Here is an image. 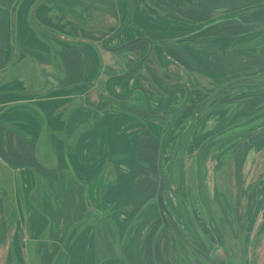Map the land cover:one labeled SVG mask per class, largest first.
I'll return each instance as SVG.
<instances>
[{
  "label": "crops",
  "instance_id": "1",
  "mask_svg": "<svg viewBox=\"0 0 264 264\" xmlns=\"http://www.w3.org/2000/svg\"><path fill=\"white\" fill-rule=\"evenodd\" d=\"M36 1L13 35L15 0H0V264H177L154 204L133 222L158 191L168 130L190 124L176 106L205 97L168 206L221 264H264V185L247 180L264 144V0H134L132 17L131 0H46L34 14ZM141 37L154 43L143 62ZM234 143L228 203L218 159ZM212 197L235 210L232 241L207 219Z\"/></svg>",
  "mask_w": 264,
  "mask_h": 264
},
{
  "label": "flooded vegetation",
  "instance_id": "2",
  "mask_svg": "<svg viewBox=\"0 0 264 264\" xmlns=\"http://www.w3.org/2000/svg\"><path fill=\"white\" fill-rule=\"evenodd\" d=\"M17 1H19V3H18V7H19V5L21 4V2L23 0H15L13 7ZM38 1L39 0H37V2L35 3V5L32 9L33 12H35V9L37 8V6L40 3H42L43 1H46V0H42L40 2H38ZM11 12H12V8H11ZM16 20H17V17H16ZM185 37H187V36H183L182 38L184 39ZM205 38H206V36L200 35L197 40L204 41ZM168 41L169 40H162V41H159L157 43H168ZM170 41H171V43H174V42H177L178 39H172ZM210 99H211V97H205L202 100H198V101L193 100L192 105L190 104V101L188 100L187 105L179 104L176 106V110L174 113V115L176 116L175 117L176 120L177 119H180V120L185 119V120H188L189 121L188 123H190V124H188L187 128H185L184 131L181 132L179 134V136H177V137H176L177 130L176 131L174 130L175 131L174 133L172 131V127L168 130V133L165 136L166 138L164 140L163 146L164 147L167 146L168 149L171 148V153L168 157L169 158L168 161L167 160L165 161V164H163V158H162L161 166H160L161 167V177H160L161 180H160L158 191H157L156 195L145 204L143 209L140 210L139 215L136 216V220L133 222L134 224H136L137 221H139L143 217V215L147 212L148 208L154 204L156 206L159 214H160V218H161V222H162L163 227H165L169 231L170 241H171L172 246H173V251H174V254L176 257L177 264H212L197 249L204 251L211 258H213L217 264H221L219 259L215 255H213L210 251H208L206 248H204L201 245V242H199L198 240L191 237L190 234L185 232V230L179 226L180 220L176 216L177 212H175L176 211L175 208H170L168 206V198L170 197L171 194H173V189L171 186V173H176V171H178V169L180 170L181 157H182V155H180V151L183 147L182 144L185 140V135H187L190 132V130L192 129V127L194 126V124L197 120L196 117H198L199 113L202 111L205 104L208 103V101ZM167 100L168 101L166 102V104L170 101V98H168ZM150 101H151V99L148 97L146 99V102L149 105H150ZM170 136L172 138L173 137H175V138L172 139V138H170ZM238 145H239L238 143H234L231 145L224 146V150H223L222 154L219 156L220 158L218 159V162H219L218 170L220 171L219 172L220 175L216 180V186L219 189H222V187H223L221 185V182H222V178L226 175L225 171L226 170L230 171V169H231V171L233 173L234 166L236 168L238 167V162L236 163L234 161V158L236 157V152H237L238 147H239ZM163 154H164V152H163ZM162 157H163V155H162ZM161 184H163V187H164L163 188L164 201H165V204H166L168 210L170 211V214L172 217V218H170L165 212L166 218H167L166 221L164 220V218L161 214V210H160V206H159V202H158V198H157ZM230 189H231V187H230ZM205 212L207 213L206 208H205ZM174 225L178 228L179 232L175 229ZM218 235L220 237H222L223 239H225V237L227 238L226 235H224L222 232L220 233L219 231L216 233V236H218Z\"/></svg>",
  "mask_w": 264,
  "mask_h": 264
},
{
  "label": "rangeland",
  "instance_id": "3",
  "mask_svg": "<svg viewBox=\"0 0 264 264\" xmlns=\"http://www.w3.org/2000/svg\"><path fill=\"white\" fill-rule=\"evenodd\" d=\"M23 2V1H22ZM21 2V3H22ZM37 2V1H36ZM35 2V3H36ZM24 3V2H23ZM22 3V4H23ZM35 3L33 4V6H32V8L31 9H33V7H34V5H35ZM22 4L19 6V7H17V9H16V17L18 16V11H20V8L22 7ZM52 8H54V6H51ZM49 11H51V10H49ZM34 13V12H33ZM51 13L52 14H54V11H51ZM35 14V13H34ZM36 16H37V14H36ZM36 19V17L34 16V23H36L35 20ZM16 25H17V21H16ZM16 33H18L17 32V29H16ZM16 33H14V35L16 34ZM170 38V37H169ZM168 38V40L170 41V39ZM263 39V38H262ZM123 78H125V77H123ZM122 78V79H123ZM136 90V89H135ZM170 107H168L167 109H169ZM264 136V135H263ZM171 138V137H170ZM258 143V142H257ZM256 147L254 146V149H255ZM257 148H258V150H257V153H258V156H257V158H256V160H255V163H254V165H252V167L254 168V169H252L251 171H252V173H251V175L249 174V176H247L248 177V182L249 183H251V185H257V184H261V185H264V176H262V174H261V172L263 171V173H264V144H261L260 142L257 144ZM167 152H168V147L166 146V147H164V154H163V164H165V161L167 160L168 161V157H169V155H170V153H168V155H167ZM251 165V164H250ZM232 168V167H231ZM109 176H108V179L110 178V176H111V173L109 172ZM225 176L222 178V182H221V185L223 186V190H224V192H225V195H226V198L228 199V203H231L232 202V200H233V198L232 197H234L235 196V194H233L232 193V190H233V187L235 186V183H236V181H235V178H233V176H232V171H231V169H230V171L229 170H226L225 171ZM3 178H4V181H7V177H6V175H4L3 176ZM230 186H231V189H230ZM7 190V186H4V195H5V206H6V208L9 210V212L12 210V203H11V200H9V195L7 194L8 192L6 191ZM221 196V195H220ZM212 201L210 202H208L209 203V205H207V219L208 218H210V224H213L214 225V231L213 232H222V233H224V235H226L227 237H228V239H230V241H232V234H233V223H235V219H234V213H235V210L234 209H232V208H227L226 207V210H227V214H226V216H224V214H223V212H224V209H222L221 210V208H219V206H218V204H217V201L216 200H218L219 198L217 197L216 199H214V197H212ZM139 215V214H138ZM229 215V217H230V220L229 219H227L226 217ZM8 219H10V217H8ZM135 220V219H134ZM159 220H160V218H159ZM229 221H230V224H231V226L230 225H228V223H229ZM115 223V222H114ZM180 223H181V225H182V222L180 221ZM115 227H116V230H114V234L115 235H117V233H118V230H117V225H116V223H115ZM184 227V226H183ZM190 228V227H189ZM236 229H238V228H236ZM188 231L195 237L196 235L198 236V234H197V232L194 230V228H190V229H188ZM125 235V234H124ZM125 237V236H124ZM123 237V238H124ZM196 238V237H195ZM246 240H244L243 238L241 239V241L240 240H238L237 242H233L234 243V245H236L237 246V249H241V248H243L244 247V245H246V242H245ZM239 253V251H237V254ZM226 256V255H225ZM226 257H228V255L226 256Z\"/></svg>",
  "mask_w": 264,
  "mask_h": 264
},
{
  "label": "water",
  "instance_id": "4",
  "mask_svg": "<svg viewBox=\"0 0 264 264\" xmlns=\"http://www.w3.org/2000/svg\"><path fill=\"white\" fill-rule=\"evenodd\" d=\"M40 1H42V0H39L38 2H40ZM18 3H19V1H17L16 3H15V5H14V7H12V12H11V17H12V20H11V26H12V34L14 35V33H16V8L18 7ZM133 11H134V0H131V17H132V15H133ZM131 22V18H130V20H129V22L125 25V27L129 24ZM124 27V28H125ZM118 33V32H117ZM116 33V34H117ZM116 34H114V35H116ZM142 38H144V39H146V40H148L149 42H150V45H151V47H150V49H149V51L147 52V54L142 58V60H141V62H143L150 54H151V52H152V49H153V46H154V43H153V41H152V39L151 38H149V37H141V38H137V39H135V40H138V39H142ZM135 40H132V41H135ZM131 41V42H132ZM122 47H120V48H117L116 50H119V49H121ZM163 184H161V187H160V189H159V193H158V202H159V206H160V210H161V214H162V216H163V218H164V220L166 221L167 220V218H166V214L170 217V218H172L171 217V214H170V211L168 210V208H167V206H166V204H165V201H164V197H163ZM165 212H166V214H165ZM175 226V225H174ZM175 229L179 232V230H178V228L175 226ZM201 254H203L212 264H217L216 262H215V260L213 259V258H211L208 254H206L204 251H202V250H200V249H197Z\"/></svg>",
  "mask_w": 264,
  "mask_h": 264
},
{
  "label": "trees",
  "instance_id": "5",
  "mask_svg": "<svg viewBox=\"0 0 264 264\" xmlns=\"http://www.w3.org/2000/svg\"><path fill=\"white\" fill-rule=\"evenodd\" d=\"M182 39V38H181ZM179 41V40H178ZM169 43H171V41H169ZM174 43H176V42H174Z\"/></svg>",
  "mask_w": 264,
  "mask_h": 264
}]
</instances>
